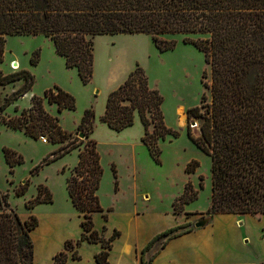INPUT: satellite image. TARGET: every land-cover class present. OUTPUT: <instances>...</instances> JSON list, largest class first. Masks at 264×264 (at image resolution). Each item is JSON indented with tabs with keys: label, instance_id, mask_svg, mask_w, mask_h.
<instances>
[{
	"label": "trees",
	"instance_id": "16d2710c",
	"mask_svg": "<svg viewBox=\"0 0 264 264\" xmlns=\"http://www.w3.org/2000/svg\"><path fill=\"white\" fill-rule=\"evenodd\" d=\"M135 32L148 33L159 50L173 48L176 39L167 35L180 33L184 42L204 52L209 64L210 79L204 82L209 96L204 91L201 103L187 109L189 115L201 117L200 134L192 135L188 129V135L211 159L210 203L204 213L263 214L264 0H0V60L7 34L42 33L52 40L66 66L76 68L84 83L93 72V37ZM18 78H23V83L0 99V121L34 137L46 135L51 141L63 142L43 162L77 146L82 139L71 142L69 132L43 106L45 97L56 103L59 111L75 108L74 96L58 85L45 88L43 95L33 94L30 105L19 113L4 112L9 103L26 93L34 77L26 68L7 73L0 70L2 85ZM162 102L163 95L149 84L145 69L136 63L124 80L108 91L100 118L120 130L131 125L137 114L144 128L141 141L159 161L158 139L176 133L165 124ZM93 116V109L86 107L78 124L84 136L92 129ZM4 153L10 166L21 161L14 150L5 147ZM197 164L192 160L185 170L191 171ZM102 172L96 140L88 138L78 147L77 162L66 177L69 199L82 215V230L76 239H65L64 248L53 255L51 264H65L68 250H72V258H80L77 246L82 240L100 242L101 248L94 254L97 264H112L109 248L119 230L104 236L93 226L92 218L95 211H102L107 218L106 211L111 209L101 205L97 192ZM25 189L26 182L18 185L15 193L22 194ZM197 192L187 180L173 201L174 210H181ZM1 199L6 201V193H1ZM51 200L47 186L40 184L26 205ZM36 224L35 215L23 219L11 208L0 210V264H33L30 230ZM179 226L181 223L156 233L142 252L159 237L165 236L164 242L177 234L174 230Z\"/></svg>",
	"mask_w": 264,
	"mask_h": 264
},
{
	"label": "rangeland",
	"instance_id": "374dc122",
	"mask_svg": "<svg viewBox=\"0 0 264 264\" xmlns=\"http://www.w3.org/2000/svg\"><path fill=\"white\" fill-rule=\"evenodd\" d=\"M167 36L176 39L174 47L159 50L148 33L95 35L93 72L90 80L84 83L76 68L66 66L64 57L55 51L48 36L42 33L6 35L0 70L7 73L26 68L33 74L34 80L26 93L9 103L4 112L7 115L17 114L30 105L33 94L43 95L45 88L58 85L74 96L75 108L59 111L56 103L48 102L45 97L43 106L69 132L71 142L82 139L74 148L43 162L63 142L51 141L46 135L34 137L0 121V210L3 207L11 208L23 219L36 216L37 224L30 230L34 244L33 264H51L54 253L64 248L65 238L74 240L78 234L70 235L79 228L82 230V215L74 209L68 197L66 177L77 162L78 147L88 138L96 140L100 153L103 172L97 192L102 206L105 209L113 208L106 211L112 224L122 227L132 236L134 227L129 220L133 207L136 210L158 209L183 217L184 221L174 232L193 227L196 220L207 216L204 211L210 203L211 159L188 135V129L192 135L200 134L201 117L189 115L187 109L201 103L204 91L209 96L204 82L210 79V67L204 52L193 43L184 42L182 34ZM33 58L37 61L32 62ZM136 63L145 69L149 84L163 95L161 107L165 124L176 131L158 139L159 161L152 157L140 139L142 125L137 114L131 125L120 130H114L100 118L106 100L104 90L123 81ZM121 71L124 72L120 74ZM23 81V78H18L0 84V99ZM86 107L93 109V124L88 136L80 137L79 132L83 129L78 124ZM180 112L184 115L181 116ZM149 128H153L152 124ZM5 147L17 152L21 161L10 166L5 157ZM192 160L198 164L193 170L186 171L185 166ZM187 180L198 190L197 197L184 203L181 210H174L173 201L180 195ZM24 182L25 192L16 194L15 188ZM40 184L47 186L52 200L39 201L28 207L27 199L36 196ZM1 193H6L5 202L1 199ZM132 212L138 214L143 211ZM101 213L95 211L93 216L107 222ZM235 215L238 221L246 215L263 219L261 226L258 219L247 217L242 225L247 241L235 242L233 246L242 257L254 261L259 258L255 264H263L264 243L257 233L261 228L260 235H264V213ZM217 219L224 229L236 235L233 215L220 213ZM98 231L105 234L101 226ZM164 238L161 236L147 249L143 264ZM80 248L82 257L72 258V250H68L65 264H94L93 245L83 243ZM118 251L117 248L115 258L119 256ZM121 261L122 264H133L132 253L123 256Z\"/></svg>",
	"mask_w": 264,
	"mask_h": 264
},
{
	"label": "crops",
	"instance_id": "0c3cea01",
	"mask_svg": "<svg viewBox=\"0 0 264 264\" xmlns=\"http://www.w3.org/2000/svg\"><path fill=\"white\" fill-rule=\"evenodd\" d=\"M125 70L126 69H124V71ZM124 71H121L120 74H122ZM109 90L106 89L104 90L105 98ZM141 125H142V132H141L142 135L144 131L142 122ZM141 135H140V139H141ZM112 209L113 208H111L108 211H111ZM136 209L137 208L134 207L133 209H131V216H130L131 220H129L130 223H133V227H134L132 236L122 227L112 224V222L108 219L109 218L108 215L106 218L107 222H103L102 220H99L94 216L92 217L93 226L97 230L99 226L102 227V230L105 229V234L102 233L104 236H109L112 233L113 229L119 230L118 235L112 239L111 247L109 248L108 259L112 264H122L123 262L121 260L123 259V256H128L129 253H132V257L134 260L133 264H143L142 260L144 258L145 252L147 251L146 249L142 252V248L144 247V245L156 233L162 231L167 227L173 226L178 223H182L184 221L183 217L176 216L172 212H164L163 210H158V209H144V210H136ZM132 211H143V212L137 214V213H133ZM220 213L234 216L233 228L236 231V235H233V233L224 229V227L219 224V222L217 221L218 220L217 215H219ZM60 214L63 216L62 213ZM206 217L207 220L203 225L193 226L187 230L185 229L181 232H178L177 234L170 236L164 242L162 241L161 244L150 253L146 264H252V263L255 264V262L259 258H257L255 261L244 258L241 255H239V253L235 250L233 246L235 242L247 241L246 240L247 237L246 235L243 234L242 231L243 222L247 217L258 219L259 221H261L260 224L261 226L263 225L262 218L246 215V217H243V220L238 221L237 215H235V213L232 212H216L211 215L207 214ZM260 232H261V228H259L257 234L259 235L260 238H262L264 243V235L263 234L260 235ZM80 233L81 231L79 228L76 230L75 234L70 236H77V234L79 236ZM158 239H156L155 242ZM83 243H88L93 245L94 264H97L94 258V254L98 250H100L101 243L82 240L80 245L77 246L78 252L81 257L82 254L80 253L81 250L80 247L83 245ZM117 248L119 250L118 251L119 256L115 258V250ZM57 249L58 248H56L52 252L54 253ZM262 256H264V253L262 254Z\"/></svg>",
	"mask_w": 264,
	"mask_h": 264
},
{
	"label": "water",
	"instance_id": "95a60500",
	"mask_svg": "<svg viewBox=\"0 0 264 264\" xmlns=\"http://www.w3.org/2000/svg\"><path fill=\"white\" fill-rule=\"evenodd\" d=\"M79 136L80 137H83L84 136V133L83 132H79ZM207 220V217H202V218H199L198 220H196L194 222V225L195 226H200V225H203Z\"/></svg>",
	"mask_w": 264,
	"mask_h": 264
},
{
	"label": "bare ground",
	"instance_id": "6f19581e",
	"mask_svg": "<svg viewBox=\"0 0 264 264\" xmlns=\"http://www.w3.org/2000/svg\"><path fill=\"white\" fill-rule=\"evenodd\" d=\"M180 115L183 116L184 114H182V112H180ZM181 120V119H180ZM183 124V123H182Z\"/></svg>",
	"mask_w": 264,
	"mask_h": 264
},
{
	"label": "built area",
	"instance_id": "2783aa9c",
	"mask_svg": "<svg viewBox=\"0 0 264 264\" xmlns=\"http://www.w3.org/2000/svg\"><path fill=\"white\" fill-rule=\"evenodd\" d=\"M257 264H262V263H257Z\"/></svg>",
	"mask_w": 264,
	"mask_h": 264
}]
</instances>
